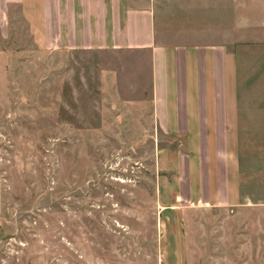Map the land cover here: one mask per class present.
Returning <instances> with one entry per match:
<instances>
[{"label": "rangeland", "instance_id": "1", "mask_svg": "<svg viewBox=\"0 0 264 264\" xmlns=\"http://www.w3.org/2000/svg\"><path fill=\"white\" fill-rule=\"evenodd\" d=\"M134 1L152 8L156 42L233 51L235 201L174 203L177 142L151 117L146 50L41 48L13 5L0 26V264H264V0Z\"/></svg>", "mask_w": 264, "mask_h": 264}, {"label": "crops", "instance_id": "2", "mask_svg": "<svg viewBox=\"0 0 264 264\" xmlns=\"http://www.w3.org/2000/svg\"><path fill=\"white\" fill-rule=\"evenodd\" d=\"M13 5L41 48L146 50L151 117L177 142L174 203L223 207L235 201L239 91L233 51L221 43L156 42L152 8L134 0H0V26Z\"/></svg>", "mask_w": 264, "mask_h": 264}]
</instances>
